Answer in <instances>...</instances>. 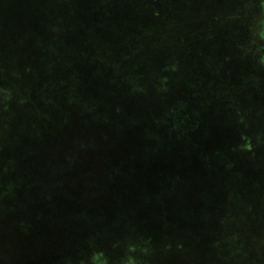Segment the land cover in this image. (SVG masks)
Wrapping results in <instances>:
<instances>
[{
    "label": "rangeland",
    "instance_id": "rangeland-1",
    "mask_svg": "<svg viewBox=\"0 0 264 264\" xmlns=\"http://www.w3.org/2000/svg\"><path fill=\"white\" fill-rule=\"evenodd\" d=\"M237 1L0 0V264H264V0L241 33Z\"/></svg>",
    "mask_w": 264,
    "mask_h": 264
},
{
    "label": "crops",
    "instance_id": "crops-1",
    "mask_svg": "<svg viewBox=\"0 0 264 264\" xmlns=\"http://www.w3.org/2000/svg\"><path fill=\"white\" fill-rule=\"evenodd\" d=\"M174 1L175 2H180V0H174ZM187 1L188 2H191L190 5L192 7L202 6V5H200V4L197 3L198 0H187ZM205 5H210V4L207 3ZM233 7L235 9V11L233 12V14L230 13L229 15H222L221 17L224 18L226 20V22H229V23L232 22L231 24L234 23L232 25V27L231 26L228 27L229 29H231L234 32H237V31H235L233 29H237L236 27L238 26V29L237 30H239L238 32L241 33V31H242V29L244 27V21H246V19H248L249 17L244 14V11L241 8V2H240V0H238L237 2H235V4H234ZM226 26H227V24H225V27ZM247 47H250V48L254 49V48H258L260 46L257 44V42H254V43H249L247 45Z\"/></svg>",
    "mask_w": 264,
    "mask_h": 264
},
{
    "label": "trees",
    "instance_id": "trees-1",
    "mask_svg": "<svg viewBox=\"0 0 264 264\" xmlns=\"http://www.w3.org/2000/svg\"><path fill=\"white\" fill-rule=\"evenodd\" d=\"M241 8H242V6H241ZM249 25H250L251 28H254V27H255L253 23H251V24H249ZM256 31L259 32L257 28H256ZM244 57H245V56H244Z\"/></svg>",
    "mask_w": 264,
    "mask_h": 264
}]
</instances>
